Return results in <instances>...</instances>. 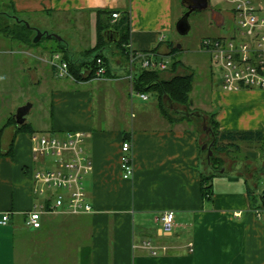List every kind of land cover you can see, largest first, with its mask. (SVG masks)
Masks as SVG:
<instances>
[{
    "label": "crops",
    "instance_id": "crops-1",
    "mask_svg": "<svg viewBox=\"0 0 264 264\" xmlns=\"http://www.w3.org/2000/svg\"><path fill=\"white\" fill-rule=\"evenodd\" d=\"M10 4L14 12L42 18V26H31L12 12L35 34L37 30L44 37H59V46L74 57L96 43L97 9H127V50L151 51L157 57L165 56V35L180 17L173 20V0H10ZM213 17L217 25L223 19L219 13ZM36 47L17 43L1 50L31 61L28 81L48 102L42 123L35 126L27 118L24 122L31 132L87 134L84 146L93 169L85 188L92 211L44 212L40 227L28 226L25 214L38 201L32 193L31 132L2 123L0 218L9 212V221L0 224V264H264V212L257 216L254 211L258 209L254 196L264 192V139L258 144L221 141L227 148L219 153L223 163L210 180L211 197L206 199L200 177L212 172L210 157L208 152L202 157L204 143L193 126L196 120L192 126L187 123L203 115L193 112L184 120H167L154 95L143 93L144 99L132 89V76L141 66L138 59L131 62L129 54L126 59L118 52V71L110 68L104 76L75 80L54 76L51 52ZM195 81L194 74L191 92L197 94ZM151 96L154 103L143 105ZM208 103L200 110L214 113L220 132H264V90H212ZM125 139L131 144L133 166L127 179L120 168ZM254 145L260 146L259 153ZM240 155L246 159L241 161ZM259 181L262 191L256 187ZM164 211L174 213L173 231L167 236L160 234L157 222ZM144 241H150L156 253L144 247Z\"/></svg>",
    "mask_w": 264,
    "mask_h": 264
},
{
    "label": "built area",
    "instance_id": "built-area-1",
    "mask_svg": "<svg viewBox=\"0 0 264 264\" xmlns=\"http://www.w3.org/2000/svg\"><path fill=\"white\" fill-rule=\"evenodd\" d=\"M234 19L227 27L226 35L204 37L200 47L210 55L218 73L220 86L232 91L241 88L264 90V0H224ZM119 17L113 13V20ZM130 60H139L143 68L164 70L169 65L166 56L157 57L153 52H129ZM53 75L62 78L69 76L67 62L61 53L51 55ZM97 59L95 75L100 77L105 68ZM144 99L147 96L143 93ZM86 133L83 131L31 133L32 193L37 202L26 212L25 223L33 228L41 225V214L62 210L69 213H87L92 206L87 197L85 179L92 172V161L85 149ZM131 144L123 140L121 144L120 168L122 177L132 175ZM264 188V181H263ZM261 216L263 208L255 209ZM9 212L2 214L0 224H7ZM161 235H170L174 227V213L164 211L157 217ZM143 246L156 253L150 241Z\"/></svg>",
    "mask_w": 264,
    "mask_h": 264
},
{
    "label": "rangeland",
    "instance_id": "rangeland-1",
    "mask_svg": "<svg viewBox=\"0 0 264 264\" xmlns=\"http://www.w3.org/2000/svg\"><path fill=\"white\" fill-rule=\"evenodd\" d=\"M10 5V0H0V11L5 10L8 12H14ZM173 5V12L175 15L173 20H175V17L177 15L181 16L185 12L186 8L182 4L181 0H173ZM216 13L223 16V26H218L216 24V20L213 17V14ZM14 14L22 19H25L31 26H42V18H35L33 16L30 17L29 15L17 12H14ZM6 18H3L2 20L5 22H12L10 18ZM188 21L190 28L187 34L184 35L178 34L175 30V24L173 25L171 32L165 35V43H163L162 50L165 53L164 55L168 57L169 60H179L183 64V68L187 71L194 72L195 82L198 83V92H200H197V94L194 91L191 92V105L188 107L165 102L170 105L165 104V108L174 118L180 117L181 115L185 117L191 116V112L204 115L198 116L197 119L193 117L187 123L192 126L196 120V124L193 126L196 128L197 134L202 137V141L206 145L202 154V157L205 158L208 150L211 151V156L213 155V149L211 146L212 142H210L211 136L209 133L211 119L208 115H205L208 111H202L200 109L210 106L208 103L210 99V92L212 90H220L221 86L218 80V73L213 66L210 55L203 51L200 47V40L204 37L226 35L227 27L233 25L234 19L228 11V4L224 0H209L208 8L206 10L192 12L189 15ZM59 33H61L60 30ZM63 35L67 34L64 33ZM109 35V37L107 35V39L113 40L112 35ZM56 39V37L48 38L45 36L38 42L36 48L45 52L54 51L59 48V42ZM15 44L17 43L5 39L4 36L0 34V125L5 123L9 117H14L18 107L26 103H31V110L26 114L25 119L27 118L32 120L33 124L37 126V123H42L49 112L48 102H45V96L41 95L40 90L36 88L35 85H31L28 81L29 73L27 67L31 65V61L30 63L26 62L27 60H24L25 58L18 54V52L5 53L1 51L4 49H13ZM114 44V41H112L111 44L103 50V53L109 59L111 70L114 69L115 71H118L119 66L117 64H119L118 60L120 55ZM170 48L174 49L172 54H168ZM22 65L25 68L24 70H21ZM126 66L128 67L129 65L126 63ZM183 68L176 70V72H184ZM46 98L49 99V96ZM134 99H136V97H134ZM153 100L154 97L151 96L148 101L143 102V105H151L154 103ZM254 149L256 150L255 152H260L258 150L260 149V146L254 145ZM214 153H216L217 156L220 155L217 151ZM238 159L242 161L246 158L243 157V155H240L238 156ZM233 160V157L229 158V161ZM221 162L223 163L222 159ZM226 162L228 161L226 160ZM260 181L257 188L262 191V182ZM86 182L87 180H85V186ZM257 200L260 203L259 199Z\"/></svg>",
    "mask_w": 264,
    "mask_h": 264
},
{
    "label": "trees",
    "instance_id": "trees-1",
    "mask_svg": "<svg viewBox=\"0 0 264 264\" xmlns=\"http://www.w3.org/2000/svg\"><path fill=\"white\" fill-rule=\"evenodd\" d=\"M113 13L119 14V17L115 20L112 18ZM12 15V12L5 10L0 11V34L19 44L29 47L36 46L38 42L44 37V35H42L39 41L34 43L32 41L33 37L35 36L34 29L30 26H26L22 20L16 18L14 19ZM6 17L10 18L12 22L10 23L8 21L5 22L2 20ZM109 34H111L113 37L115 47H117L118 51L127 59L129 50H127L126 44L128 43L130 34V14L127 9H97L96 43L94 47L83 50L79 56H71L65 49V46L61 45L58 49L51 51V54L54 52L61 53L62 59L67 62L69 75H71L75 80H86L97 77L95 75V71L98 68L97 59L101 60V64L105 68V73L101 75L104 76L106 73L110 72L109 59L103 53V50L110 45L109 39H107V35L108 37L110 36ZM155 49L156 48H153L152 51ZM173 51L174 49L170 48L168 54H172ZM183 67V64L179 60L170 59L168 67L164 70L141 67V69L136 72L137 74H133L132 76V89L139 93H151L154 95L159 112L171 122L184 120L189 117L181 115L180 117L174 118L165 108V104H175L180 106L183 105L185 107L191 105L190 92L193 86L194 72L187 71ZM180 68H183L184 72H176V70ZM165 102H169V104ZM191 115H193V112H191ZM205 115H208L211 119L209 133L211 136L210 142H212L211 146L213 149V155L209 158L208 165L210 166L212 172L209 175H201L200 186L202 196L206 199H209L211 197L210 180L213 178V176L220 173L222 166L221 158L214 152L217 151L220 153L227 148V146L222 144L221 141L227 140L232 142L237 140H245L262 143V140L264 139V132H220L215 121L214 113L207 112ZM9 125H14L17 131L31 132V128L28 123L23 122L22 124H17L14 117L12 116L9 117L4 123L5 127ZM262 193L263 191L257 193V196H254V201L258 203L256 208H263L261 202L259 203L257 200Z\"/></svg>",
    "mask_w": 264,
    "mask_h": 264
},
{
    "label": "water",
    "instance_id": "water-1",
    "mask_svg": "<svg viewBox=\"0 0 264 264\" xmlns=\"http://www.w3.org/2000/svg\"><path fill=\"white\" fill-rule=\"evenodd\" d=\"M182 4L186 7V11L177 19L175 23V30L178 34L184 35L187 34L190 28V24L188 21L189 15L194 11H202L206 10L209 6V0H181ZM26 26H28L26 24ZM47 37H50L51 35L46 34ZM54 36V35H53ZM42 37V33L36 30V34L33 37V42H37ZM56 37V36H55ZM58 40H60L59 37H57ZM31 107V103H26L20 107L17 108L14 119L17 124H22L25 121V116L28 113L29 109ZM202 148H206V145L204 144ZM211 156V151L208 150V157ZM261 205L264 209V192L259 197Z\"/></svg>",
    "mask_w": 264,
    "mask_h": 264
},
{
    "label": "flooded vegetation",
    "instance_id": "flooded-vegetation-1",
    "mask_svg": "<svg viewBox=\"0 0 264 264\" xmlns=\"http://www.w3.org/2000/svg\"><path fill=\"white\" fill-rule=\"evenodd\" d=\"M185 8H186V7H185ZM185 11H186V10H185ZM218 25H219V26H223V25H224V19L219 20Z\"/></svg>",
    "mask_w": 264,
    "mask_h": 264
}]
</instances>
